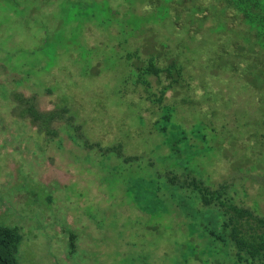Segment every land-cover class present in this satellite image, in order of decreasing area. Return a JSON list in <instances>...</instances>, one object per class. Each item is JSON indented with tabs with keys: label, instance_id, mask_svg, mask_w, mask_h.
I'll return each mask as SVG.
<instances>
[{
	"label": "rangeland",
	"instance_id": "1",
	"mask_svg": "<svg viewBox=\"0 0 264 264\" xmlns=\"http://www.w3.org/2000/svg\"><path fill=\"white\" fill-rule=\"evenodd\" d=\"M97 1L3 0L0 3L3 23L0 50L12 51L11 55L15 56L12 63L4 59L1 51L0 63L5 69L0 81L23 79L24 84L17 89L29 96H38L37 93L43 96L40 110L67 107L86 125L85 139L105 146L116 141L126 156H141L137 165L124 166L116 156L108 160L98 152L87 154L75 147L66 136L67 127L55 124L61 130L56 138H51L39 133L36 127L29 124L21 127V121L13 123L7 119L6 127L0 129V226L20 229L23 238L19 264H231L232 252L207 234L222 218L204 209L198 196H185L179 185L170 183L166 172L175 170L190 175L193 171L201 177L209 176L211 179H206L213 188L229 187L232 196L238 193L235 197L239 204L251 208L257 204L264 216V197L259 195L258 185H252L250 175L239 172L243 148L247 146L244 144L249 141L236 136V142H232L231 135L238 133L236 128L232 133L229 128L213 132L206 127L202 133L192 135L202 142L200 136L208 133L210 148L192 142L191 130L203 121L198 112L207 108L204 103L194 107L182 105L184 99L200 100V90L193 89L167 92L163 105L174 106L177 112L172 115L171 125L161 121V126L169 125L167 137L156 132L153 121L160 116L159 106L148 102L143 87L125 82V52L114 49V36L106 33L105 40V34L96 25L85 23L86 15L96 12L98 21L106 26L116 24L120 29H128L135 18L131 6L124 0ZM163 1L154 0V5L162 2L163 7ZM100 5L104 12L96 8ZM189 8L186 22L193 20L189 16L194 9ZM113 9L119 10L117 18L110 14ZM154 13L166 16L165 10L154 9ZM172 16L167 28L150 29L156 30L158 39L175 47L178 53L181 42L191 43V40L186 34L177 35L185 27L177 30L175 25L179 28L182 21L177 19L178 12L174 10ZM225 20L226 32L203 33L217 24L208 21L197 35V41L184 44L203 55L194 60L191 57L188 62L190 69L198 73L197 83L232 82L233 74L221 69H226L228 63L217 57H223L227 50L233 54L236 51L233 44L244 43L248 36L234 21L228 17ZM143 36L151 45L152 38L145 32ZM189 49L179 54L185 59L190 55ZM100 55L104 57L105 74L97 76L94 64ZM251 57L256 60L254 54ZM255 65L249 74L250 81L264 82ZM72 68L79 69L80 74L85 71L88 80L69 82ZM59 70L62 81H58ZM153 83L154 92L160 96L157 82ZM48 89L54 92L50 94ZM245 97L241 93L237 96L240 100ZM248 104L239 106L232 114L229 111L222 114L221 119L233 120L236 127L242 118L254 123L259 108L251 99ZM215 117L217 114L209 116V120ZM172 125L185 130V143L197 144L201 150L189 146L183 158H168L169 153L164 154V149L168 148L174 132ZM198 152L200 159L191 160ZM150 160L153 167L149 166ZM184 210L192 211L191 219ZM93 224L97 228L88 230L87 226Z\"/></svg>",
	"mask_w": 264,
	"mask_h": 264
},
{
	"label": "trees",
	"instance_id": "2",
	"mask_svg": "<svg viewBox=\"0 0 264 264\" xmlns=\"http://www.w3.org/2000/svg\"><path fill=\"white\" fill-rule=\"evenodd\" d=\"M2 1L0 0V3ZM124 2L127 6H131L132 14L135 16L128 29H120L116 24L106 26L104 22L98 21L96 12L88 13L85 23H89L87 25H96V28L105 34V40L106 33L114 36V49L120 50V52L122 51V54L125 52V55H123L127 66L125 82H133V85L143 87L148 94V102L154 106H159L160 116L153 121L154 130L165 137L169 135V125L161 126V121H165L171 125L172 115L177 108L163 105L167 92L179 91L180 89L200 90V100L191 98V100L184 99L182 102V105H190V107L203 103L207 105L206 110L199 111V114L197 113L199 117H202L201 120L203 121L200 120L201 122L195 124L196 126L191 130V135L196 136L202 133L206 127L211 128L213 132L222 128H229L232 133L235 132L233 128H236L239 134L231 133L233 137L232 142H236V139H234L236 136L240 140L245 139L244 141H246L247 138V141H249L244 144H247V146L243 148L244 153L239 168L241 171L239 172L250 175L249 178L252 185L257 184L259 195L264 197V82H252L249 78V74L253 70L252 65L256 63L258 67L256 68L255 65V69L260 72L259 75L263 77L262 79L264 81V0H165L163 1V7H161L162 2H157L154 5V0H124ZM174 2L178 3L174 4ZM216 4L221 6L220 9L215 6ZM100 6L96 8L100 12H104L103 6ZM133 6L134 8H132ZM190 6L194 9L191 13L192 15L189 16L193 17V20L186 22L185 17L188 14L187 12ZM154 9L165 10L166 16L156 15ZM173 10L178 12L177 19L182 21V25L179 28L175 25V28L178 30L185 27L177 35L186 34V37L191 40V43L197 41V35L204 29L205 22L208 21L217 24L215 27L209 28V31L203 33L213 35L226 32L227 22L225 19L227 17L234 21L238 27L240 26L241 30H244L248 36L244 39V43L239 44L238 41L235 42L233 46L236 48V51L233 50V54L231 53L232 51L227 50L223 57H217L223 63H228L226 69H221L226 73L233 74L232 82H195L198 73L196 74L192 68L190 69L188 62L191 57L194 60V58H200L203 55L194 50L191 51L188 46H184V44L191 43L181 42L182 47L176 53L175 47H171L166 41H160L158 39L156 30L158 28H167V25L172 20L168 19L170 16L173 17ZM106 11L108 12V10ZM118 11L117 9H113L110 13L111 16L117 18ZM111 16L108 15V18H111ZM211 17L218 18L212 19ZM2 25L3 23L0 22V26ZM220 25L223 27H219ZM242 26L245 28L243 29ZM153 27H156V30L150 29ZM144 32L152 38L150 39L151 45L146 43L143 36ZM232 33H235V31ZM216 42L218 44V41ZM103 43L101 46H104ZM101 46L99 44L97 45V47ZM124 48L125 50H122ZM186 49H189L191 52L184 59L182 53H185L187 51ZM1 51L5 54V60L12 63L15 61V56L11 55L12 51L6 53L1 49L0 53ZM180 52L182 53L179 54ZM253 54L256 56L257 61L252 60L251 56ZM104 63V57L102 55L96 58L94 67L97 69V76L105 74V71H102L105 65ZM230 63H235L236 65H229ZM4 69L5 66L0 63V75ZM71 70L72 73L70 74L69 82L88 80L85 71L80 74L79 69L72 68ZM22 74L26 76L24 73ZM57 77L60 79L58 81H62L60 70ZM24 79L28 80L26 77ZM12 81H0V129L6 127L7 119H11L13 123L21 121V127L31 125L36 127L42 135L56 138L59 130L62 127H67V138L75 147L82 149L84 153L88 154L90 152L92 154L98 152L101 158L107 157L108 160L116 156L122 159L121 161L124 166H128V164L133 166L139 163L141 156H126L122 151V145L116 143V141L110 146H105L99 141L85 139V135H87L86 125L80 117L76 118L67 107L61 105L55 106L54 109L49 111L40 110L39 102H41L43 96L40 97L39 93H37L38 96H29L25 92L17 89L24 84V80L21 78H13ZM19 82L22 83L18 84ZM153 82H157V88H160V96L154 92ZM192 82L195 83L192 85ZM46 88H43V90ZM51 89H48L50 94L54 92ZM240 93L245 94L247 97L241 100L238 99ZM250 99L259 108V113L255 114L254 123H250V119L242 118L239 119V124L236 127L233 120L231 121L229 118L221 119V115L227 114L228 111L232 114L239 106L243 104L248 106ZM162 110L164 112L161 116ZM216 114L217 117L210 121L209 116L213 117ZM141 117L145 119L144 116L141 115ZM224 119L226 120L224 121ZM55 124H59L60 127L62 125V127L58 129L54 126ZM172 128L174 132L171 134L170 143L167 144L169 149H164V154L169 153V156L167 155L168 158L177 160L184 157L185 151L190 150V144L185 143L187 135L184 129L173 125ZM179 130H181L180 134L177 135L176 131ZM193 135L191 137L192 142L197 141L199 142L198 144H206V149L210 148L208 133L200 136V138H203L202 142L194 138ZM226 141H228V138ZM221 142V146L223 147L224 140ZM191 145V149L201 150L198 149L199 145L194 143ZM200 157L201 153L198 152L191 156V160L195 161L200 159ZM151 161L149 166L153 167L154 165ZM186 168L185 171H187ZM114 170H117V167ZM127 171L126 167L125 172ZM166 175L173 186L179 185V190L181 189V192L185 196L191 198L192 196H198L197 199L204 209L216 212L219 218H222L221 223L217 224L214 229H209L207 234L214 241L219 242L223 247L232 252L231 264H264V216L258 211L257 204L252 208L239 204L237 197H235L238 193L232 196L227 186H220L217 189L213 188L211 183H208L206 179L210 177H201L198 175V172L192 171L188 175L183 171L177 173L175 170H171V172H166ZM233 190L231 191L235 193L236 190ZM261 196L258 197L261 198ZM178 206L181 207L180 204ZM182 208L186 209V205H183ZM184 211L187 212L186 215L191 219L192 211ZM95 226L93 224L87 227H90L88 230H94L97 228ZM193 226L198 230L196 225L193 224ZM205 228L209 227L205 226ZM22 238L19 228L0 226V264H19L18 254Z\"/></svg>",
	"mask_w": 264,
	"mask_h": 264
}]
</instances>
